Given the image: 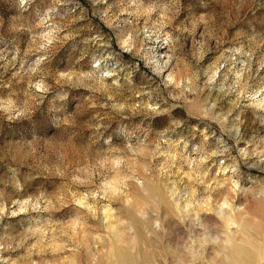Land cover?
<instances>
[{"label":"clouds","instance_id":"9594fccd","mask_svg":"<svg viewBox=\"0 0 264 264\" xmlns=\"http://www.w3.org/2000/svg\"><path fill=\"white\" fill-rule=\"evenodd\" d=\"M89 5L0 0V264H264V0Z\"/></svg>","mask_w":264,"mask_h":264},{"label":"rangeland","instance_id":"374dc122","mask_svg":"<svg viewBox=\"0 0 264 264\" xmlns=\"http://www.w3.org/2000/svg\"><path fill=\"white\" fill-rule=\"evenodd\" d=\"M79 3L86 9L90 8L89 0H79ZM96 22L98 23L99 21H96ZM141 67L143 68V65H141Z\"/></svg>","mask_w":264,"mask_h":264}]
</instances>
